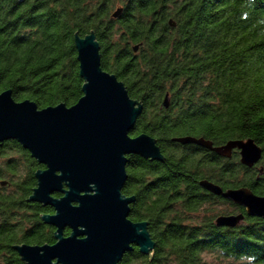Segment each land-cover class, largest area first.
Returning a JSON list of instances; mask_svg holds the SVG:
<instances>
[{"label": "trees", "instance_id": "1", "mask_svg": "<svg viewBox=\"0 0 264 264\" xmlns=\"http://www.w3.org/2000/svg\"><path fill=\"white\" fill-rule=\"evenodd\" d=\"M91 33L102 68L143 106L132 135H151L163 154V161L128 156L122 193L135 197L130 219L148 223L155 248L145 255L135 247L121 264H215L207 254L264 264V219L200 186L208 180L264 196V0H0V92L39 108L73 106L85 82L75 38ZM184 136L214 146L253 139L262 158L247 167L237 151L226 158L172 141ZM41 169L19 142L0 145V183L10 182L0 185V264H27L18 244L56 242V229L42 220L54 209L30 200ZM219 204L230 211L212 213ZM238 213L246 215L239 226L216 224Z\"/></svg>", "mask_w": 264, "mask_h": 264}, {"label": "water", "instance_id": "2", "mask_svg": "<svg viewBox=\"0 0 264 264\" xmlns=\"http://www.w3.org/2000/svg\"><path fill=\"white\" fill-rule=\"evenodd\" d=\"M121 12L119 8L113 16ZM75 43L85 82L83 96L73 106L39 108L30 99L16 101L12 90L0 92V145L15 140L44 165L35 174L38 184L30 200L55 211L42 216L56 229L55 244L14 247L27 264H121L135 247L145 255L155 248L148 223L130 219L135 197L124 196L122 190L128 180V156L163 161V154L151 135H132L143 106L129 96L115 74L102 68L96 35L76 36ZM164 105L168 107V97ZM172 141L196 144L226 158L238 151L247 167L258 164L263 154L253 139L220 146L193 136ZM200 186L244 207L247 216L264 219V196L251 189L224 190L208 180L200 181ZM246 215L223 214L216 224L235 228ZM66 229L70 235H65Z\"/></svg>", "mask_w": 264, "mask_h": 264}, {"label": "rangeland", "instance_id": "3", "mask_svg": "<svg viewBox=\"0 0 264 264\" xmlns=\"http://www.w3.org/2000/svg\"><path fill=\"white\" fill-rule=\"evenodd\" d=\"M214 209L215 210L212 213H218V212H223V211H228V210L230 211V206L226 205V204H219ZM206 211L207 210H205V212L203 211L198 216L195 215L196 218L195 217L194 218L197 220L202 219L205 216ZM196 222H198V221H196ZM205 258L207 259V261L215 263V264H229V263H231L228 260H219L213 254H207V255H205Z\"/></svg>", "mask_w": 264, "mask_h": 264}, {"label": "flooded vegetation", "instance_id": "4", "mask_svg": "<svg viewBox=\"0 0 264 264\" xmlns=\"http://www.w3.org/2000/svg\"><path fill=\"white\" fill-rule=\"evenodd\" d=\"M10 141H13V140H10ZM6 142H8V141H6ZM3 143H5V142H3ZM234 152H236V151H234ZM233 152V153H234ZM238 152V151H237ZM239 153V152H238ZM31 155V154H30ZM4 182V183H3ZM0 185L2 186V187H4V188H9L10 187V182L8 181V180H4V181H2L1 183H0ZM56 196H58V195H56ZM55 212V211H54ZM70 230V229H69Z\"/></svg>", "mask_w": 264, "mask_h": 264}]
</instances>
